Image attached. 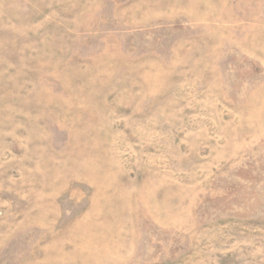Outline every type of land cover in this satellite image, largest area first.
<instances>
[{"label":"rangeland","instance_id":"1","mask_svg":"<svg viewBox=\"0 0 264 264\" xmlns=\"http://www.w3.org/2000/svg\"><path fill=\"white\" fill-rule=\"evenodd\" d=\"M0 264H264V0H0Z\"/></svg>","mask_w":264,"mask_h":264}]
</instances>
